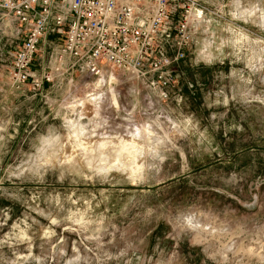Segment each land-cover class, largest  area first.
Wrapping results in <instances>:
<instances>
[{"label": "rangeland", "instance_id": "374dc122", "mask_svg": "<svg viewBox=\"0 0 264 264\" xmlns=\"http://www.w3.org/2000/svg\"><path fill=\"white\" fill-rule=\"evenodd\" d=\"M197 1L152 102L78 71L16 91L22 37L0 19V264H264V0Z\"/></svg>", "mask_w": 264, "mask_h": 264}, {"label": "built area", "instance_id": "2783aa9c", "mask_svg": "<svg viewBox=\"0 0 264 264\" xmlns=\"http://www.w3.org/2000/svg\"><path fill=\"white\" fill-rule=\"evenodd\" d=\"M205 11L197 0H0V19L12 22L22 37L11 87L38 95L56 78L78 71L97 83L115 77L141 82L145 99L167 100L177 78L173 65L184 58ZM49 37L62 46L51 67L35 70Z\"/></svg>", "mask_w": 264, "mask_h": 264}]
</instances>
